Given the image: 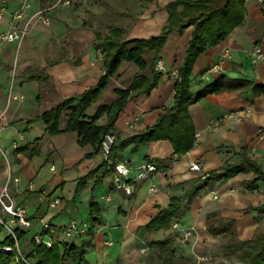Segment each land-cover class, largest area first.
Listing matches in <instances>:
<instances>
[{"label":"crops","instance_id":"obj_1","mask_svg":"<svg viewBox=\"0 0 264 264\" xmlns=\"http://www.w3.org/2000/svg\"><path fill=\"white\" fill-rule=\"evenodd\" d=\"M54 1L28 0L30 6L23 17L14 18L24 0H0V9L5 8L0 33L27 27L21 43L0 42V125L5 149L1 147L6 152L5 156L0 152V189L10 172L18 179L17 183L11 182V194L25 206L33 227L41 228V219L50 220L58 241L60 229L72 220L86 222L89 227L85 214L97 213L99 222L93 228L88 263L140 264L142 255L151 248L150 242L177 231L171 227L161 236V231L149 233L140 228L167 208L172 197L184 196L193 181L203 180L225 162L238 163L243 156L264 171V95L224 90L191 104L189 115L200 137L186 155H175L167 140L128 145L116 152L114 161L128 165L131 179L141 164L149 160L160 163L150 178L132 183V195L114 188L113 169L102 179L95 177L102 175V169L87 178L103 164L101 153L85 157L91 148H82L75 133L48 135L39 116L63 99L95 86L104 74V55L94 47L97 32L104 34L111 27H120L125 39L157 36L168 19L167 6L174 0H70L69 6H55L58 0ZM244 3L243 25L221 43L207 48L195 61L190 79L193 96L220 81L249 80L264 86V61H256L252 53L255 48L264 52V0ZM42 9H49V25L34 17ZM193 32L191 26L182 35L173 32L168 36L160 55L164 63L162 79L149 95L129 102L120 113L114 128L118 143L143 133L173 105L174 72L183 63ZM225 50L229 57L220 69H214ZM123 65L112 81L130 80V85L138 69L132 64L123 73ZM11 95L16 99L9 98ZM232 112L248 113L237 124L227 117ZM100 121L104 123L105 116ZM19 139L21 146L14 150L12 143ZM27 144L30 149L37 144L39 154L30 157L28 152L20 151ZM192 162L201 165L197 174L190 170ZM252 179L253 171L247 165L235 177L213 179L211 185L196 192L178 221L188 218L185 228H194L196 237L212 240L205 223L207 214L216 212L236 220L240 240L251 239L257 231H264V213L252 209L264 202V182L252 184ZM151 187L157 191L151 192ZM55 198L61 200V205L52 209L49 202ZM55 220L63 223L55 225ZM73 237L74 243L81 242L78 236ZM22 249L30 252V238Z\"/></svg>","mask_w":264,"mask_h":264},{"label":"trees","instance_id":"obj_2","mask_svg":"<svg viewBox=\"0 0 264 264\" xmlns=\"http://www.w3.org/2000/svg\"><path fill=\"white\" fill-rule=\"evenodd\" d=\"M167 12L166 24L157 36L125 39L124 29L120 27H111L104 34L97 32L94 47L97 50L101 49L104 55V74L95 86L79 95L63 99L39 116L48 135L75 133L78 136V144L82 148H91L85 157L89 158L99 154L103 139L108 133H114L115 123L126 105L141 96L149 95L162 79L163 74L156 69L155 65L160 59L168 36L173 32L182 35L187 28L194 27L183 63L175 78L173 105L166 109L165 113L143 133L119 141V143L116 138L110 162L104 161L102 165L89 173L87 178L102 169L104 170L102 175L95 176L96 180L102 179L113 168L115 153L128 145L140 146L167 140L171 143L175 155L178 157L186 155L197 142L189 107L209 94L224 90H239L241 92L252 91L255 96L264 95V86L254 84L249 80L220 81L205 87L196 96H193L190 88L192 69L197 58L207 48L224 41L235 28L245 22L244 0H174L168 4ZM124 62H130L138 69L133 81L126 88L113 89L116 98L110 103L100 102L101 96ZM103 116H105V123L100 121ZM20 151L28 152L30 157L39 154L37 144L31 149L30 144H27L21 147ZM149 162L155 163L157 168H160L158 160H149ZM246 165L254 174L252 184L259 181L264 182L262 166L246 156H243L238 163L225 162L219 170L210 171L205 179L193 181L191 188L184 196L172 197L169 206L151 218L140 230L149 233L169 230L187 210L188 204L200 188L208 186L209 182L215 178L235 177L245 169ZM252 209L264 213V202ZM89 221L88 230L78 236L81 238L79 244L55 239L51 247L38 245L32 241L31 237H28L26 231L17 230L20 246L30 238L32 249L29 253L23 250L24 259L15 249L12 252H0V264H27L26 262L29 264H89L86 255L93 248L91 241L93 228L99 222L98 214L91 211ZM206 229L214 237L227 238L225 249L235 256L240 264H264V231L256 232L249 240H240L236 220L225 218L216 212L207 214ZM6 246H15L11 236L0 239V247ZM149 247L158 251L163 264H216L198 263L192 257L177 256L175 238L171 236L152 241Z\"/></svg>","mask_w":264,"mask_h":264},{"label":"built area","instance_id":"obj_3","mask_svg":"<svg viewBox=\"0 0 264 264\" xmlns=\"http://www.w3.org/2000/svg\"><path fill=\"white\" fill-rule=\"evenodd\" d=\"M259 2H263V0H258ZM66 5L69 6L71 4L70 0H58L55 6L58 5ZM30 5L28 4V0H24V3L20 9H18L14 13V18H22L24 15V10H26ZM5 11L4 7L0 9V18L3 17V13ZM49 9H42L35 14V18L39 20L44 25L50 24V18L48 16ZM27 34V27L21 31H8L0 33V42H18L21 43L24 37ZM253 56L256 61H264V52L261 48H255L253 50ZM229 57V51L225 50L219 60V63L214 67V69H220L224 64L225 59ZM156 69L158 71H163L164 63L162 60H158L156 62ZM175 77L178 76V71L174 72ZM9 98L16 99L14 96H10ZM23 99V97L21 98ZM248 113V112H246ZM243 112L230 113L227 117L230 119H234L237 124H240L242 118L245 117ZM2 131L3 127L0 125V142L2 139ZM200 137V133H195V138L198 140ZM116 143V136L114 133H108L101 143L100 153L104 159V161L110 162V155L113 149V146ZM21 146L20 139L16 140L12 143V148L17 150ZM0 152L5 156L6 152L2 149L0 144ZM113 186L116 190L124 192L126 195H132V183L142 181L150 178L153 174H155L158 170L157 166L152 162H146L138 166L137 172L135 176L131 179L129 177L130 168L125 162H115L113 165ZM201 169L200 163L192 162L190 164V170L197 174ZM208 175L203 176L205 179ZM11 182L17 183L18 179L13 178L12 174L9 172L7 177V181L4 186L0 189V234H4L6 236H11L15 242L14 247H0V252H12L14 249L19 253V255L24 259V252L21 247H19L18 238H17V230L27 231L33 227V224L30 220V217L27 213L25 206L18 204L11 194L10 185ZM151 192H156L157 188L151 187ZM216 198V196H214ZM61 205V200L59 198H55L51 202H49V206L52 209H56ZM9 218V219H6ZM41 228L40 231L34 234L32 237V241L35 244H42L47 247H51L56 235V228L50 222V220L41 219ZM174 229H179V224L174 222L172 224ZM62 233H64L67 237L71 236H79L80 234H84L88 230V223L83 222L81 220H72L67 226L60 229ZM195 229L190 228L183 232L184 240H189L195 234ZM2 239V238H1ZM147 248L142 249V252H146ZM212 260V256L210 255H199L196 256V261L200 262H210ZM29 264L28 262H26Z\"/></svg>","mask_w":264,"mask_h":264},{"label":"rangeland","instance_id":"obj_4","mask_svg":"<svg viewBox=\"0 0 264 264\" xmlns=\"http://www.w3.org/2000/svg\"><path fill=\"white\" fill-rule=\"evenodd\" d=\"M132 66V63L130 62H124L123 68L125 71L123 73L128 72V69ZM132 72H130L129 77H132ZM113 80V79H112ZM130 80L126 81H121V80H116L112 81L109 87L106 89V93L101 96L100 102L104 103H110L114 98H116V95L113 91L115 88H126L129 85ZM105 123V121H104ZM1 146L4 148V145L2 141L0 142ZM5 149V148H4ZM10 152V150H9ZM9 156V155H8ZM213 181V180H212ZM212 181L209 182L208 185H211ZM208 187V186H205ZM101 205L103 203L100 202ZM90 216V215H89ZM85 214V220L89 218ZM6 219H9L6 217ZM56 221V220H55ZM56 223V224H55ZM63 222L61 220H58L54 222L55 225H60ZM177 223L179 224V229H175V233H171L165 238L171 236L175 238V247H176V254L177 256H187V257H192L193 259L196 260V256H201V255H210L212 256V260L209 263H216V264H240L238 260L235 258V256L231 255L227 249H225V245L228 242L227 238L224 236H217L214 237L212 240H207V238L204 236L203 238L201 237H196L197 234H194L193 237L189 240H184L183 238V232L186 230H189L190 228H185V225H189L188 223V218H182V220L178 221ZM68 225V224H67ZM206 225V223H205ZM179 230H182L183 232H180ZM40 231V226H34L31 231L28 232L29 236H32L33 234L37 233ZM165 231L168 230H161V233L159 235H163L166 233ZM179 231V232H178ZM258 232V231H257ZM256 234V233H255ZM60 236L61 242H70L73 240V236L67 237L64 233L58 234ZM5 235L2 234L1 238H4ZM196 237V238H195ZM0 238V239H1ZM198 241V242H197ZM21 247L22 249V245ZM23 251V249H22ZM25 252V250H24ZM145 253V252H143ZM90 255V257H89ZM86 256V259L89 261L91 259L92 255L89 254ZM150 262H153V264H163L162 258L160 257L158 251L154 248L149 249L145 254L142 255V259L140 261V264H149Z\"/></svg>","mask_w":264,"mask_h":264}]
</instances>
